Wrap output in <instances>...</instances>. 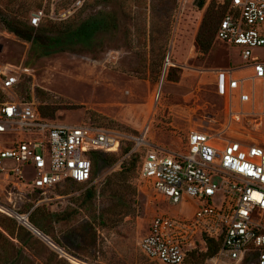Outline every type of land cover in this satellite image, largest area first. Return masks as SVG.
I'll use <instances>...</instances> for the list:
<instances>
[{"label":"rangeland","instance_id":"obj_1","mask_svg":"<svg viewBox=\"0 0 264 264\" xmlns=\"http://www.w3.org/2000/svg\"><path fill=\"white\" fill-rule=\"evenodd\" d=\"M49 1L51 13L54 8L58 12L68 7L74 0H58L56 7L52 6L53 0ZM90 1L86 0L71 17L79 14ZM207 7V2L201 6V0L103 1L97 7L88 6L81 15L85 18L104 10L118 16L120 27L105 37L104 45L93 51L61 52L48 57L37 55L32 42L5 30L0 24L3 43L0 63L18 71L19 83L15 90L19 99L38 106L43 97H48L46 102L51 100L60 107L54 119L70 123L91 120L131 137L145 136V145L139 146L131 140L142 162L149 149L181 151L192 129L201 125L207 128L214 120L221 122L227 100L216 94L213 71L244 66L248 62L240 54L241 47L219 38L215 39L209 53L200 51L196 37ZM33 15L34 12L30 19ZM255 54L264 59V50H255ZM168 56L174 65L170 66L162 83ZM160 88L161 99L156 101ZM123 142L126 146L129 141L125 138ZM116 154L120 159L105 166L94 184L101 187L105 178L119 170L123 160L131 155ZM139 166L132 180L137 194L130 197L139 210L137 216L125 217L112 230L97 223L93 225L86 214L71 224L50 227L55 237L69 243V250L51 236L56 247L49 244L28 228L39 240L24 247L18 264H47L52 250L72 264H152L140 248L152 220L165 212L178 215L181 211V216H186L191 208L188 202L182 207L170 205L140 178ZM24 172L27 180L35 177L31 166L25 167ZM13 181L18 182L0 174V214L8 215L4 211L14 210L27 216L33 206L41 204L52 212H60L73 205V199L88 187L59 185L40 194ZM99 193L96 206L101 211L106 201L102 191ZM222 200L220 195L214 204ZM88 223L96 230L92 229L97 240L93 245L80 241L79 234L86 233L83 227ZM10 239L16 247L21 246L17 239ZM212 258L204 264H237L226 258Z\"/></svg>","mask_w":264,"mask_h":264},{"label":"built area","instance_id":"obj_2","mask_svg":"<svg viewBox=\"0 0 264 264\" xmlns=\"http://www.w3.org/2000/svg\"><path fill=\"white\" fill-rule=\"evenodd\" d=\"M53 1L56 7L58 0ZM85 1L54 8L48 16L66 20ZM212 1L227 6L216 38L241 47L248 62L213 71L216 94L227 100L221 122L192 129L181 151L151 148L143 157L140 178L170 205L188 202L191 208L186 216L165 212L152 220L140 244L152 264H186L194 253L208 250V239L220 243L216 259L264 264V59L255 54L264 50V0H206L207 5ZM44 16L45 8L34 12L31 24L39 26ZM171 65L168 56L162 83ZM18 83V71L0 63V174L32 193L44 194L69 179L92 184V151L121 153L125 138L145 145V136L131 137L91 120L44 117L35 103L19 99ZM161 94L160 88L156 101ZM27 166L35 170L31 180ZM220 195L223 200L215 205ZM4 212L28 225L19 217L25 214Z\"/></svg>","mask_w":264,"mask_h":264},{"label":"trees","instance_id":"obj_3","mask_svg":"<svg viewBox=\"0 0 264 264\" xmlns=\"http://www.w3.org/2000/svg\"><path fill=\"white\" fill-rule=\"evenodd\" d=\"M103 1L111 2L112 0H92L86 6L84 5L85 8L83 7L84 9L79 14L67 20L57 21L48 16L51 8L49 0H0V24L5 30L32 42L37 55L48 57L61 52L93 51L98 49L102 43L104 45L105 37L120 27L119 18L112 11L100 10L97 14L82 17L88 6L97 7ZM205 1L201 0L202 7ZM42 8L46 9L47 16L42 17L39 26L32 25L30 15ZM226 12V5H217L214 1L208 5L196 37L202 53H209L214 46L217 30ZM163 64L164 61L162 68ZM47 100L48 97L46 99L43 97V102L37 106V109L42 116L54 118L60 107L51 100L46 102ZM133 147V141H129L126 146L123 145L121 156L130 153ZM91 158L93 162L92 181H94L105 166L115 164L120 156L116 153L95 150L91 152ZM140 162L139 155L132 153L123 160L119 170L105 178L101 187L94 183L84 184L88 187L73 199V205L67 206L60 212H52L44 204L33 206L29 213V221L45 235L53 237L56 243L67 250L70 248L69 243H64L59 237H55L50 227L71 224L79 220L83 214L90 217L92 224L97 223L102 228L112 230L118 227L125 217L137 216L139 213L137 205L131 201L130 197L137 194V188L132 184V180L137 176ZM74 184L81 183L69 179L61 186ZM100 191L106 201V206L101 211L96 206ZM20 213L23 214V212ZM92 224L84 225L83 229L87 230L86 233L79 234L80 241L86 242V245H93L97 241L96 230ZM0 227L2 228L0 229V264H18V259L23 256L24 247H28L39 238L17 219L5 214H0ZM10 237L17 239L21 246L16 247ZM219 249L218 241L208 239V250L194 253L186 264H204L207 259L216 256ZM47 264L72 263L52 250ZM242 264H247V262Z\"/></svg>","mask_w":264,"mask_h":264},{"label":"bare ground","instance_id":"obj_4","mask_svg":"<svg viewBox=\"0 0 264 264\" xmlns=\"http://www.w3.org/2000/svg\"><path fill=\"white\" fill-rule=\"evenodd\" d=\"M19 217H20L22 223H25V224L30 225V226L32 227V229L35 230V232H37V233H41V235H42L43 237L45 236V235L43 234V232H40V230H38V228H35L34 226H32V225L30 224V222H29V220H28V217H27L26 215H20Z\"/></svg>","mask_w":264,"mask_h":264},{"label":"water","instance_id":"obj_5","mask_svg":"<svg viewBox=\"0 0 264 264\" xmlns=\"http://www.w3.org/2000/svg\"><path fill=\"white\" fill-rule=\"evenodd\" d=\"M30 224L32 225V226H34L31 222H30ZM26 227H28L30 230H32V231H34L35 232V230L34 229H32V227L30 226V225H25ZM35 227V226H34ZM36 228V227H35ZM39 230V229H38ZM41 232V231H40ZM40 236H42L41 235V233H38ZM44 234V233H43ZM45 235V234H44ZM43 237V236H42ZM44 240H46L49 244H51V245H53V246H55L56 247V245L54 244V242L51 240V238L49 237V236H47V235H45L44 237ZM61 250V249H60Z\"/></svg>","mask_w":264,"mask_h":264}]
</instances>
